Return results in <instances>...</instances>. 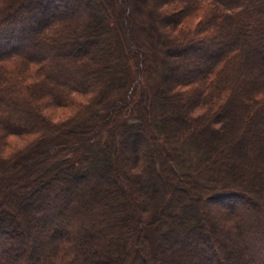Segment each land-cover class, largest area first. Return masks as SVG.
<instances>
[{
    "label": "trees",
    "instance_id": "trees-1",
    "mask_svg": "<svg viewBox=\"0 0 264 264\" xmlns=\"http://www.w3.org/2000/svg\"><path fill=\"white\" fill-rule=\"evenodd\" d=\"M133 2L0 0V264H264V0Z\"/></svg>",
    "mask_w": 264,
    "mask_h": 264
},
{
    "label": "rangeland",
    "instance_id": "rangeland-1",
    "mask_svg": "<svg viewBox=\"0 0 264 264\" xmlns=\"http://www.w3.org/2000/svg\"><path fill=\"white\" fill-rule=\"evenodd\" d=\"M133 1L134 0H128V4H127V6H125V9L129 12L130 15L133 14L134 12H136L135 2H133ZM108 13H109L110 16L113 15V11L111 9H110V11ZM151 22L153 24V21L152 20H151ZM144 23L142 22L141 24L138 25V27L140 29H143ZM145 45L147 46V48H151L152 47V39L149 36H146V44ZM93 55H95L97 58L100 57V55H98V53H94ZM169 73L172 75V73L175 74V71L172 70V72H169ZM103 79H104V76H103L102 80H100V79L98 80L99 83H102L103 82ZM100 85H102V84H100ZM90 94L91 93L81 94V96L79 98H85V99L87 98V100H89ZM62 112L64 113L65 112V109L63 110V108H55V110H53V114H54L53 115L54 116L53 119L58 122V121H60V119L58 120L59 117H61V119H62L63 117L65 118L66 116L69 115V113H68L66 116H60V115H62ZM44 113L48 115L49 114V110H45ZM55 114H57V116ZM153 114H154V112H153ZM10 142L13 143V144H15V145H18L21 142V140L19 138H17V137H14V138H11L10 139ZM129 152L130 151L127 152V150H126V154H130ZM232 201L233 200H231V202L229 201V203H225V204H230V203L233 204ZM244 202L245 201H242L241 203H244ZM213 203L216 204V205H218V206H222L223 207V204H221L222 202H220V203L213 202ZM241 203H240V201L237 200V205L238 204H241ZM230 208H234V207H230ZM226 211H229V209H227ZM39 237H40L41 241H43L44 238H45V236H42V235H39ZM14 244L15 243H13L11 246L15 248V246H17V245L16 244L14 245ZM9 247H10V245H9Z\"/></svg>",
    "mask_w": 264,
    "mask_h": 264
}]
</instances>
